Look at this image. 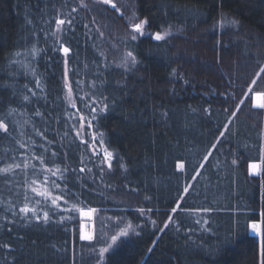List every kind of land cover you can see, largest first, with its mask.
Returning <instances> with one entry per match:
<instances>
[{
    "label": "trees",
    "instance_id": "1",
    "mask_svg": "<svg viewBox=\"0 0 264 264\" xmlns=\"http://www.w3.org/2000/svg\"><path fill=\"white\" fill-rule=\"evenodd\" d=\"M132 1L138 15L148 20L149 30L171 25L175 32L164 41L146 35L134 42H122L117 40L116 31L124 25L125 17L95 0H83L87 7L81 6V0H0V118L10 107L18 109L5 120L9 134L0 132V155L8 149L9 156L15 155L17 162H22L19 153L29 150L20 149L15 140L30 144L31 137L41 143L35 127L54 142L52 151L67 152L71 168L79 169L84 156L92 173L86 172L80 181L73 176L68 179L72 181L69 188L81 193L80 201L87 204L72 198L67 205L61 201L62 206L76 203L104 208L112 213L110 221L137 228L134 235L105 253L100 264H258L259 237L246 231V221L258 219L264 210V166L256 176L249 173L248 165L259 161L263 149L264 111L253 107L249 86L257 78L256 87L264 88V73L256 77L259 66L264 65V0ZM60 16L74 18L73 29L61 34L62 43L72 50L68 68L73 84L81 80V85L96 96L108 98L109 109L98 116L96 128L104 133L114 155L111 170L103 165L102 178H98L96 167L100 160L89 161L90 152L80 145L71 127L77 120H70L69 114L76 109L64 99V54L51 35H44L55 29ZM222 17L239 23L221 28L218 21ZM100 29H107L108 39H116L120 46L134 52L138 61L135 67L126 71L113 64L100 45ZM37 39V47L48 51L32 60L22 50ZM16 51L22 55L16 57ZM12 60L32 61L43 91L35 88L30 73L25 75L22 63L11 64ZM73 70L78 75H73ZM93 81L95 89L91 87ZM25 85L37 95L22 102L23 95H30ZM37 111L40 116L35 115ZM233 111L235 117H231ZM230 117L225 130L223 125ZM222 131L225 135L220 137ZM65 132L68 136L61 140ZM214 143L216 148H212ZM209 151L212 155L205 161ZM30 162L40 167L36 161ZM55 163L64 166L59 157ZM181 163L183 170L177 167ZM197 169L200 175L192 180ZM27 179L30 183L37 177L29 170ZM12 180L13 184L6 187L0 179V198L18 209L23 206L26 191L29 197L34 194L23 187L22 174ZM81 183L87 190L81 191ZM189 183L193 187L181 201V208H212V212L171 213ZM56 194L61 193L53 191ZM65 199H69L67 194ZM140 209L145 210L144 215ZM169 214L175 222L160 232ZM74 215L77 220L65 224L59 223L58 217L49 224L0 220V225L12 228L8 232L0 227V245H11L10 249L0 247V264H97L101 244L79 239L82 219L78 212ZM8 216L13 219L10 213ZM15 219L19 220V215ZM204 219L208 225L203 224ZM208 227L210 232L203 230ZM228 235L231 242L219 254L209 256L206 248L199 247L201 243L215 247L217 236ZM153 240L157 241L154 246ZM150 246L153 251L148 253Z\"/></svg>",
    "mask_w": 264,
    "mask_h": 264
},
{
    "label": "snow or ice",
    "instance_id": "2",
    "mask_svg": "<svg viewBox=\"0 0 264 264\" xmlns=\"http://www.w3.org/2000/svg\"><path fill=\"white\" fill-rule=\"evenodd\" d=\"M100 3L104 5H111L112 9L120 13L121 9L117 6L116 3H114V0H99ZM81 6L87 7V5L83 4V0H81ZM76 9L73 8L72 12H75ZM137 19V16L135 13L131 17L128 18L129 28L131 29L128 40L129 41H136L138 36H143L145 26L148 24L147 19H141L139 22L133 23L132 21ZM28 23H31V21H27ZM94 22V21H93ZM239 22L235 19H226L224 17L221 18L220 21H218V26L223 28L225 25H236ZM56 27L55 29L49 34L44 33L45 37L47 38L49 35L54 38L55 43L59 44V51L64 54V73H63V80L64 84L63 87L67 89V94L65 95L64 99L67 101L68 106L71 108H76V101L73 98V82L69 80V68H68V61H69V53L72 51L69 47L64 46L61 39V34L72 30L74 26V18L70 19H60L57 18L55 21ZM67 25V28H64L63 26ZM84 27H88V25H84ZM172 34V27L171 25L164 29L163 31H157L153 34V39L155 41H164L166 37H169ZM34 37L36 36L35 33L32 34ZM101 36H103V33H100ZM39 43V40H34L30 47L25 48L22 50L23 54L25 56H30L32 60H35L36 57L40 56L41 54H46L48 49L43 47H37V44ZM53 51H56V48L53 47ZM21 51H16L14 55L16 57H20L22 55ZM101 56H103V53H101ZM11 64L15 63H22V67L25 69V75L28 73L31 74V76L35 79V88L41 89L42 88V81L40 78V74H38L37 69L35 66L32 65V61L27 62H21L12 60L10 61ZM138 63L136 55L133 51H126L124 56L122 57L118 67L124 68L126 71L130 70L132 67H135ZM105 67H108L107 64H105ZM264 73V65L259 66V71L256 72V77H261V74ZM173 74H175V69H173ZM73 75H78L75 70H73ZM83 83L81 80H76L75 84L77 86H80ZM104 83L103 80L100 81V84L102 85ZM253 85L257 83L256 79H253L251 82ZM96 81H93L91 83V87L93 89L96 88ZM25 88L27 89V92L30 93V95L25 94L22 97V102L30 101V96L35 97L37 95L36 91H34L32 88H27V85H25ZM251 85L249 86V91H251ZM247 95V93H245ZM87 97V99L85 98ZM85 97H79L81 100V103L83 104L84 109L87 111V116L84 115V113L81 111V109H76L75 113L69 114L70 120H77V124H72V130L75 132V136L77 139H79L80 145L86 146L87 149L90 150L91 155L89 156V161L92 160V158H96L100 160V163L96 165V167L99 170V177L102 178L105 174V168L103 167L104 164H107L108 170L112 169V160H113V152L108 150V147L105 143L104 139V133L100 131H92V129L97 127V118L100 116V114L106 112L109 109V103L107 96L101 95L99 98H97L95 95H89L85 94ZM254 103L253 107L262 108L264 109V102H261V100H264V91H258L254 93ZM114 103V102H113ZM243 103V101H241ZM237 110H239V105L236 106ZM18 109L15 108H9L7 115L5 117L0 118V132L4 133L5 135H8L10 132L9 124L5 122V120L8 117L13 116L14 113H16ZM207 111V110H206ZM227 111V109H225ZM67 109H66V113ZM236 111H233L231 113V117L236 116ZM35 115L40 116L41 113L37 111ZM231 117L229 118V123L224 124L223 127L225 130H228L229 124L231 123ZM30 121H25V123H29ZM13 123H18L16 121H13ZM21 127H23L21 125ZM85 128L88 129V135L90 136V141L84 139V130ZM33 130L36 134V136H39L42 138V142L37 144L35 140H33L31 137H28L29 140H31V143H24L20 140H15V143L19 145L20 149H28L29 151H21L19 153V156L21 157L22 162H17L15 155L9 156L8 149L4 150V154L0 155V164H3L2 167H0V179H2L5 183V186L13 184L12 177H15L17 175L22 174L25 178V182L23 187L30 189V191L34 194L32 197L28 196L27 191L24 193V202L23 206L19 207L18 209L14 204H12L9 201H5L2 198H0V204L4 205L3 209H0V220H7L9 224H17V223H23L25 225L32 224L33 222L39 224H49L50 222H54V218L58 217V222L61 224L74 222L77 220L75 213H79L80 217H87L89 219L92 218L93 214L98 211V209L87 206V207H80L78 204L73 203L70 207H63L60 203L63 201L65 205L69 204V200L72 198H75L79 203L87 204L86 201H80V195L81 193L74 192L69 188V184L72 182L68 179L69 176L75 177L76 181H80L81 178L84 176V174L92 173V168L87 167L88 161H85L84 156L81 155L80 164L81 167L79 169L71 168L70 165L67 162V152H61L58 153L56 151H52V145L53 141H49L47 139V136L44 134V132L40 131L39 129L33 127ZM21 136L24 135L23 132L20 133ZM225 135V132H220V137H223ZM68 133L65 132L64 136L61 137V140L64 139V137H67ZM219 141V138H217ZM63 145H61L62 147ZM217 145L214 143L212 145V148H216ZM37 149L39 150V154L37 153ZM29 152H30V159H29ZM50 153V156H49ZM212 155L211 151L208 152V155L204 156V160L207 161L209 156ZM60 158L64 161V166L61 167L60 164L55 163L57 158ZM11 160L9 163L8 160ZM30 161H36L40 167L37 168L36 164H32ZM51 163L52 167H49L48 164ZM233 163H236V161H233ZM264 166V149L261 150V154L259 157V162H251L248 165L249 173L250 174H258L261 170V167ZM123 167V165H121ZM178 169L183 170L184 165L178 164ZM204 164H200V168H203ZM29 170L33 177H37V179L31 180V182H28L27 177L29 176ZM95 175V174H93ZM200 175L199 169L196 171V175L192 176V180H196L197 176ZM42 176V180L39 179V177ZM60 181V182H57ZM101 182H103L101 180ZM61 183H63V188L61 187ZM17 188L21 187V185L16 184ZM106 187H111V185H106ZM193 185L189 183L187 186L183 188L182 193L179 194V199L175 201V207L171 209V213H177L178 210L185 212L186 214L191 215L193 212H205L209 213L212 212V208H196V209H182L181 208V201L186 199V195L189 194V189L192 188ZM262 188H264V185H262ZM42 189V190H41ZM10 190V189H9ZM59 190L61 194L53 195V191ZM87 190V185L84 183H81V191ZM94 191V190H93ZM65 194L69 196V199H65ZM36 197H40L41 199H36ZM34 201V202H33ZM140 214L144 215L145 210L140 209ZM152 209H147V212H151ZM11 214L13 217L12 220H9L8 214ZM61 213H66V215H61ZM243 214V213H239ZM19 215L20 219L16 220L15 217ZM119 219V218H118ZM175 222L173 219V215L169 214L168 221L165 222L164 228L159 229L160 232H163L165 228H168L171 223ZM151 223L155 226V221H151ZM195 223L197 225L201 224V220H196ZM209 221L207 219L203 220L204 225H208ZM0 227H4L8 232L12 231L11 227H8L7 225H0ZM135 231L132 224H127L126 227L120 228L118 232H116L115 235H111L110 240L111 243H108L106 247H100L98 250V258H97V264H100V261L104 259L105 253L109 252V250L113 247V245L117 244V242L122 238L129 235V230ZM179 227L177 226V231H179ZM204 231H211V228L208 227L206 229H203ZM189 233L193 231V229H187ZM246 231H250L254 236L259 237V247H258V264H264V210H262L259 213L258 219H248L246 221ZM107 234V233H105ZM138 234V233H137ZM95 238L94 232H86L84 231L83 224H80V235L79 239L82 241H92ZM217 244L215 247H206L203 243L199 245L200 248L204 249L206 248L207 255H216L219 254V252L223 249L224 245H227L231 242V236H225L223 238L217 236L216 237ZM34 243V242H33ZM157 241L153 240L152 245H156ZM0 247H3L5 249H10V244H2ZM93 252L96 251L95 248L92 249ZM153 251V247L150 246L147 249L148 253H151ZM14 264V262H13Z\"/></svg>",
    "mask_w": 264,
    "mask_h": 264
},
{
    "label": "rangeland",
    "instance_id": "3",
    "mask_svg": "<svg viewBox=\"0 0 264 264\" xmlns=\"http://www.w3.org/2000/svg\"><path fill=\"white\" fill-rule=\"evenodd\" d=\"M95 2L100 3L99 0H95ZM114 3H116L117 6L121 9V12L118 14L125 17V19L123 20L124 25L122 26V28H119V30L116 31L117 38H119L117 40H120L123 42V41L128 39V35L131 31V29L129 28L128 18L131 17L133 15V13H135L137 16V19L132 21L133 23L139 22V20H141L142 18L138 15L135 4L132 0H114ZM100 4L104 5L102 3H100ZM108 6H111V5H108ZM59 18L64 19V17H62V16H60ZM63 27L67 28V25H65ZM167 28L168 27H164L158 31H163L164 29H167ZM175 30H176V28L172 27V34L175 32ZM101 32L103 33V36L100 35L101 36L100 45L103 47L105 53L110 56V58L113 61V64L118 66L122 57L124 56L125 52L129 51V50L126 49L124 45L120 46V43L115 41L116 39H108L105 36V35H107V32H108L107 29H105V30L100 29V33ZM155 32H157V31L149 30L147 28V25H146L145 29H144L145 34L143 36L151 35L153 37V34ZM143 36H138L137 39H139ZM122 69H124V68H122ZM69 80L72 81L70 74H69ZM256 80H257V78H256ZM251 89L252 90L249 91V94L252 95L253 103H254V100H255L254 93L258 92V91H264V88L258 89L256 87V85L254 84L251 86ZM66 91H67V89H66ZM86 93L89 95H95L91 89L85 88V85L77 86L76 84H73V98L76 101V108H74V109H80L81 108V111L84 113L85 116H87L88 113L84 109L83 104L81 103V100L79 99V97H85ZM96 97L99 98L98 96H96ZM85 98L87 99V97H85ZM261 102H264V100H261ZM258 109H262V108H258ZM262 110L264 111V109H262ZM97 130H98L97 128L92 129V131H97ZM98 131H100V130H98ZM84 132H85L84 139L91 142L90 136L87 134L88 129L85 128ZM100 132H102V131H100ZM263 132H264V129H263ZM104 139H105V135H104ZM105 143H106V140H105ZM263 149H264V143H263ZM108 150L111 151L109 147H108ZM88 151L90 152L89 149H88ZM90 154H91V152H90ZM253 162H259V161H253ZM262 169H263V166L261 167V170L258 174H253V175L259 176L262 173ZM93 208L98 209V211L93 214L91 219H89L87 217H81V219H82L81 224H83V226H84V231L94 232V236H95V238L92 241H85V242L86 243H95V244L99 243V245L101 244V247H106L108 243H111V240H110L111 235H115L116 232H118L120 228L126 227L127 224L126 225H119L118 223H116L114 221H110L111 220L110 216L112 215L110 210H107L104 208H98V207H93ZM133 228L135 229V231H132L130 229L129 235L126 237H122L117 242V244L113 245V247L111 249H113L115 246L119 245L121 242H123L124 240H126V239L130 238L132 235H134L136 233L137 228H135L134 226H133ZM105 233H107V234H105Z\"/></svg>",
    "mask_w": 264,
    "mask_h": 264
},
{
    "label": "water",
    "instance_id": "4",
    "mask_svg": "<svg viewBox=\"0 0 264 264\" xmlns=\"http://www.w3.org/2000/svg\"><path fill=\"white\" fill-rule=\"evenodd\" d=\"M63 45L69 47V46H68L67 44H65V43H63ZM69 48H70V47H69ZM70 49H71V48H70ZM71 52H72V51H71ZM71 52H70V53H71ZM70 53H69V54H70Z\"/></svg>",
    "mask_w": 264,
    "mask_h": 264
}]
</instances>
